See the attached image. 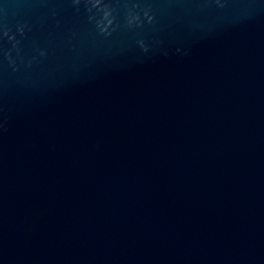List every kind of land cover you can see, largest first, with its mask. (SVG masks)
Returning <instances> with one entry per match:
<instances>
[{
  "label": "water",
  "instance_id": "obj_1",
  "mask_svg": "<svg viewBox=\"0 0 264 264\" xmlns=\"http://www.w3.org/2000/svg\"><path fill=\"white\" fill-rule=\"evenodd\" d=\"M0 264H264V0H0Z\"/></svg>",
  "mask_w": 264,
  "mask_h": 264
}]
</instances>
